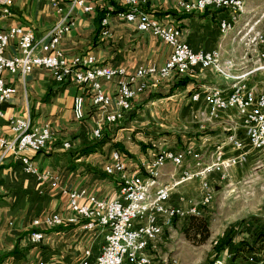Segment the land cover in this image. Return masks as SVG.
Returning <instances> with one entry per match:
<instances>
[{"label":"crops","instance_id":"1","mask_svg":"<svg viewBox=\"0 0 264 264\" xmlns=\"http://www.w3.org/2000/svg\"><path fill=\"white\" fill-rule=\"evenodd\" d=\"M86 2L92 6L91 11L74 6L72 0H14L13 15L2 24L4 27L21 25L30 28L36 38L58 23L69 25L60 40V48L69 60L90 54L100 65L124 66L129 72L141 66L164 64L170 47L150 33L139 31L134 23L121 19L117 14L122 7L118 3L112 0ZM176 2L150 0L144 10L164 23L179 27L182 39L192 50L219 49L223 60L231 59L235 63L234 74H248L249 83L264 80V70H255L264 64L260 54L237 56L238 42H229L226 34L220 31L218 24L226 16L224 12L185 13L176 8ZM102 19L107 22V34H103ZM11 44L12 41L5 52L7 56L14 54ZM244 45L247 50L249 45ZM6 77L15 92L1 105L0 132L12 138L9 119L28 115L33 124H48L53 136L42 151L27 152L40 171L50 174L47 180L25 173L14 154L0 156V264H75L85 249H90L91 259L98 255L105 229L89 232L82 230L80 224L66 223L43 229V238L38 242L31 241L30 232L36 229L32 226L35 218L52 212L64 217L72 215L67 206L68 190L86 189L99 198L115 197L118 183L103 172L112 151H120L131 169L142 170L157 151L182 147L191 152L188 168L196 171L220 145L224 146L225 156L235 153L226 145L228 135L244 136L243 126L234 109L220 111L209 118L205 102L202 99L197 102L191 100L194 91L210 86L228 89L231 81L211 68L196 67L185 75L172 76L159 83L151 77L145 78V88L137 94L130 109L117 124L104 125L100 138L94 137L92 131L103 123L105 113L113 106L103 109L92 105L87 87L73 81L57 83L52 73L43 67H35L23 79ZM101 84L107 93L112 94L116 89L111 81L102 80ZM78 95L84 97L81 120H76L72 114L73 99ZM136 127L141 130L135 131ZM180 127H188L191 137L174 132ZM167 128L173 132L165 136ZM178 136H183L179 147ZM64 142H69L70 146L64 147ZM193 153L199 155L203 161L201 165H195ZM166 166L164 171L171 176L172 167ZM232 171L230 169L227 176ZM53 178H56L55 185ZM178 185L173 190L170 203L187 207L190 201L182 202L183 197L177 195ZM222 188V185L216 186V190ZM163 235L157 241L161 242ZM157 249L156 243L153 253ZM218 255L216 261L225 264V252ZM250 261L246 264H264V248Z\"/></svg>","mask_w":264,"mask_h":264},{"label":"built area","instance_id":"2","mask_svg":"<svg viewBox=\"0 0 264 264\" xmlns=\"http://www.w3.org/2000/svg\"><path fill=\"white\" fill-rule=\"evenodd\" d=\"M122 9L118 16L134 23L141 32H147L161 39L170 47V54L161 66H141L133 72L124 66H107L97 63L96 57L90 54L67 59L60 48V40L69 25L58 23L48 29L40 38H36L30 28L21 25L4 27L3 20L12 17L14 0H0V118L3 117L1 105L8 101L15 89L7 83L6 75L19 76L22 79L35 67L48 69L57 83L73 81L88 88L89 100L92 105L108 109L103 123L97 125L92 134L100 138L103 126L117 124L130 109L133 100L145 88L144 79L153 78L159 83L172 76H182L196 67L211 68L216 74L231 83L228 89L210 86L202 91H194L191 100H203L209 118L220 111L234 109L243 126L244 136L230 134L226 137V145L235 152L225 156L224 146L216 148L213 156L205 162L198 154L193 153L195 165L201 168L192 171L188 167L176 174L190 151L166 148L157 151L144 169L133 170L128 161L118 150L112 151L109 162L103 172L116 180L117 195L113 198H99L86 189L68 190L67 206L72 213L64 217L52 212L35 218L30 232L32 242L43 238V229L56 228L64 224H80L84 231L105 229L104 242L98 255L91 259L90 249H85L82 258L75 264H157L153 257L157 240L163 235L165 228L176 218L199 215L201 208L211 203L213 189L209 186L206 176L217 172L220 179H225L229 168L245 161L250 151L264 154V80L249 83L248 74H234L235 63L223 60L219 49L192 50L181 37V30L173 23H164L160 18L147 13L144 8L150 0H113ZM74 6L84 11H91L92 6L86 0H72ZM176 8L185 13L202 12L206 9L218 10L226 14L219 20V29L233 25L235 11L244 13L243 0H177ZM107 22L101 20L103 34ZM247 40L258 41L264 45V32L252 28L244 34ZM12 41L14 54L7 56V48ZM264 61V51L259 55ZM264 70V64L255 70ZM111 81L115 91H105L101 81ZM141 80L139 83L137 81ZM72 114L76 120L83 119L84 97L75 96L72 103ZM8 127L13 134L7 138L0 132V156L14 154L22 165V170L40 179L47 180L48 172L40 171L27 155V152H40L52 139V130L48 124H33L31 118L17 116L10 118ZM63 146L68 148L69 142ZM202 161V162H201ZM172 167V174L164 171L166 165ZM177 177V178H175ZM173 178V180H171ZM196 178L200 180V198L190 202L187 207L170 203L174 188L183 181ZM56 178H53V185ZM253 257H250L252 260ZM215 264H222L215 261Z\"/></svg>","mask_w":264,"mask_h":264},{"label":"rangeland","instance_id":"3","mask_svg":"<svg viewBox=\"0 0 264 264\" xmlns=\"http://www.w3.org/2000/svg\"><path fill=\"white\" fill-rule=\"evenodd\" d=\"M243 1L244 13L237 17L238 21L234 22L230 31L226 33L221 31L226 34L229 42L231 40L238 42L237 56L243 57L246 53L257 56L263 44L252 41L251 37L247 40L244 34L249 28H252L253 33L264 32V0ZM244 43L249 45L247 50ZM170 129L167 128L168 133L163 135L171 134L173 131ZM139 130L141 129L136 127L135 131ZM178 130L174 132L191 137V133L187 131L188 127H180ZM183 136H178V147L182 144L180 138ZM247 159L249 161L229 168L227 172L230 169L233 171L226 179H220L217 172L206 176L209 186L213 189V199L210 204L201 208L199 215L195 216L203 217L207 221L209 238L202 244H192L183 234L188 222L187 216L175 218L171 225L165 228L163 240L157 241L158 249L152 252L157 264H215L221 251L225 252L223 255L225 264H246L251 262V256L263 250L264 239L260 235L264 231V154L250 151ZM189 164L187 156L184 164L175 173L178 174L190 167ZM221 180H225L224 183L218 182ZM219 185L223 188L216 190V186L218 188ZM177 190H179L177 195L184 199L182 202H196L201 194L200 180L192 178L183 181Z\"/></svg>","mask_w":264,"mask_h":264},{"label":"trees","instance_id":"4","mask_svg":"<svg viewBox=\"0 0 264 264\" xmlns=\"http://www.w3.org/2000/svg\"><path fill=\"white\" fill-rule=\"evenodd\" d=\"M206 10H209V9H206ZM206 10H204V11H206ZM193 13H195V12H192L191 14H193ZM181 82L179 81V83H181ZM187 218H188L187 225L183 229V234H184L185 238L189 242H191L192 244H195V245H199V244L204 243L210 236L207 221L203 217H197L195 215H189V216H187ZM260 237H264V231L260 235ZM226 243H227V245H229V241H227Z\"/></svg>","mask_w":264,"mask_h":264},{"label":"bare ground","instance_id":"5","mask_svg":"<svg viewBox=\"0 0 264 264\" xmlns=\"http://www.w3.org/2000/svg\"><path fill=\"white\" fill-rule=\"evenodd\" d=\"M244 4V1H243ZM245 5V4H244ZM245 7V6H244ZM242 13V11H235V20L237 19V17ZM234 24V23H233ZM233 28V25H226V27L224 28L223 32H228Z\"/></svg>","mask_w":264,"mask_h":264}]
</instances>
